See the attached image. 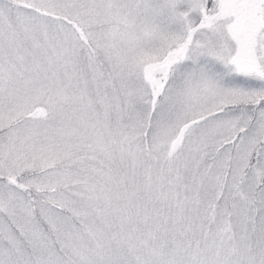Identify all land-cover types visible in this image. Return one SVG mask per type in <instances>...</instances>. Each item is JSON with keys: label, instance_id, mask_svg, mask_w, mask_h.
<instances>
[{"label": "snow or ice", "instance_id": "1", "mask_svg": "<svg viewBox=\"0 0 264 264\" xmlns=\"http://www.w3.org/2000/svg\"><path fill=\"white\" fill-rule=\"evenodd\" d=\"M0 264H264V0H0Z\"/></svg>", "mask_w": 264, "mask_h": 264}]
</instances>
